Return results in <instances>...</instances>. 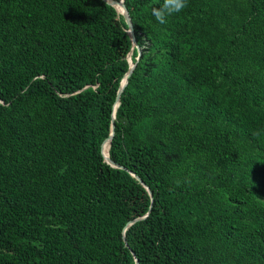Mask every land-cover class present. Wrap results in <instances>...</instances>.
<instances>
[{
    "label": "trees",
    "instance_id": "16d2710c",
    "mask_svg": "<svg viewBox=\"0 0 264 264\" xmlns=\"http://www.w3.org/2000/svg\"><path fill=\"white\" fill-rule=\"evenodd\" d=\"M162 2L0 0V264H264V0Z\"/></svg>",
    "mask_w": 264,
    "mask_h": 264
},
{
    "label": "water",
    "instance_id": "95a60500",
    "mask_svg": "<svg viewBox=\"0 0 264 264\" xmlns=\"http://www.w3.org/2000/svg\"><path fill=\"white\" fill-rule=\"evenodd\" d=\"M104 1L107 2L109 5L113 6L115 9H116V7H115L116 4H120L121 7L123 8V11H122L120 14L123 16L124 21H125V23H126V25H127V27H128V31H127V33H128V35H129V37H130V40H131L132 46H133V47H136V49H137V57H136V60H138V58H139V56H140V54H141V50H140L139 47L136 46V41H135V35H134L133 25H132L131 19H130V17H129V14H128V12H127V9H126V7H125V5H124V3H123V0H120V1H116V0H104ZM116 11H117V9H116ZM127 60H128V62H129V65H130V66H129V70H128V72L126 73V75L124 76V78L122 79L121 83H120V87H119V90H118V93H117V97H116V101H115V105H114V107H115L116 105H117L116 107H118V101H119L120 93H121L123 87L126 85V83H127V79H128V77L130 76V74H131V72H132V70H133V68H134V66H135V65L132 64V62H131V53L128 54V56H127ZM115 110H116V109H114L113 114H112V118H113V120H114V118H115ZM113 133H114V124L112 123V124H111L110 135H109V136H108V137L102 142V144H101V154H102V148H103V146H104L107 142H109V148H110V143H111V139H112ZM102 156H103V154H102ZM103 158H104V156H103ZM104 161H105L107 164H109L111 167L123 169V168L120 167L119 165H116L115 163H113L109 158H108V159H104ZM133 176H134L139 182H141L140 179H139L137 176H135V175H133ZM142 185H143V187L146 188V190L148 191L149 195L151 196V193H150L149 189H148L144 184H142ZM134 221H136V220H134ZM134 221L129 222V223L127 224V226L131 225ZM136 264H137V263H136Z\"/></svg>",
    "mask_w": 264,
    "mask_h": 264
},
{
    "label": "clouds",
    "instance_id": "9594fccd",
    "mask_svg": "<svg viewBox=\"0 0 264 264\" xmlns=\"http://www.w3.org/2000/svg\"><path fill=\"white\" fill-rule=\"evenodd\" d=\"M189 0H163L159 7L152 10V14L160 24L167 22V16L179 14L188 7ZM253 135L259 136V132H254Z\"/></svg>",
    "mask_w": 264,
    "mask_h": 264
},
{
    "label": "bare ground",
    "instance_id": "6f19581e",
    "mask_svg": "<svg viewBox=\"0 0 264 264\" xmlns=\"http://www.w3.org/2000/svg\"><path fill=\"white\" fill-rule=\"evenodd\" d=\"M115 7H116L117 12H118L119 14L123 11V8L121 7L120 4H116ZM103 152H104L105 159H108L107 154H109V153H108V152H109V142H107V143L104 145Z\"/></svg>",
    "mask_w": 264,
    "mask_h": 264
}]
</instances>
